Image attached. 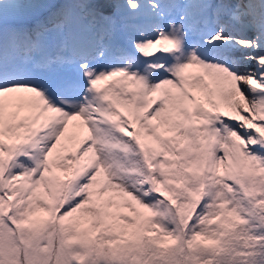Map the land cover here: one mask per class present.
Instances as JSON below:
<instances>
[{"label":"snow or ice","instance_id":"snow-or-ice-1","mask_svg":"<svg viewBox=\"0 0 264 264\" xmlns=\"http://www.w3.org/2000/svg\"><path fill=\"white\" fill-rule=\"evenodd\" d=\"M0 264H264V0H0Z\"/></svg>","mask_w":264,"mask_h":264}]
</instances>
